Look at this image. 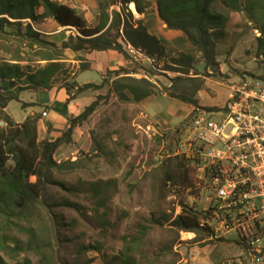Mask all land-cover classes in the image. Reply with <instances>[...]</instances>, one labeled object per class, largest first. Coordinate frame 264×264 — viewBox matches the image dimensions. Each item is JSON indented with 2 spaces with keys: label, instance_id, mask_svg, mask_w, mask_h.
I'll list each match as a JSON object with an SVG mask.
<instances>
[{
  "label": "rangeland",
  "instance_id": "374dc122",
  "mask_svg": "<svg viewBox=\"0 0 264 264\" xmlns=\"http://www.w3.org/2000/svg\"><path fill=\"white\" fill-rule=\"evenodd\" d=\"M57 1L74 6L81 15L92 14L85 0ZM242 2L239 1L238 11L226 8L221 0L212 6L215 13L222 14L226 10L240 15L227 40L216 46L218 61L229 66L226 74L219 69L216 72L206 69L200 53L182 36L175 42L176 50L168 49L164 62L153 67L130 54L133 63L126 69L130 72L128 76L137 79L146 76L159 89L169 87L172 79L182 75L175 72L173 61L188 53L194 56V64L187 76L205 80V90L210 94L211 91L222 93L224 90L219 85L224 83L230 91L232 82L250 75L264 80V54L256 41L260 33L249 23L240 6ZM94 3L96 8L97 3ZM81 4H85L88 12L81 10ZM126 8L135 21L139 20L141 14L136 16L130 11V5ZM115 9L120 11L119 6ZM6 31L9 36L0 41V57H19L31 62L32 71L37 68L35 62L48 50H38L36 45L30 49L26 39L14 37L15 26H8ZM23 31L21 28V33ZM69 70L70 66L66 72ZM220 79L230 81L218 82ZM113 80L114 77L97 91L90 90L92 102L97 105L82 123L90 132V146L84 147L81 156L68 155L67 160L55 156L61 168L52 170L50 179L61 186L48 185L41 203L28 218L8 222L0 219L5 228L2 234L7 239L6 250L0 248V257L6 264H16L24 258H28L30 264H120L126 254L132 257V264H182L189 259L188 263L192 264H204L205 260L215 264L224 262L230 256H224L225 247L220 242L204 241L208 234L206 229L192 235L171 226L181 214L182 206L196 212L200 209L198 193L165 184L167 170L183 160L187 162L177 154L187 120L171 128H157L153 123L155 133L145 120L137 118L144 112L132 108L131 100L119 99ZM67 83L73 85L71 81ZM124 93L131 97L128 92ZM158 101L159 105L149 109L148 114L168 113L173 109L177 112L174 101L168 97ZM41 110L39 106L35 109L38 114ZM8 114L22 122L29 110L12 101ZM0 127H4L2 121ZM185 164L194 173L195 185L196 172ZM67 202L74 206H68ZM14 240L22 248L20 252L14 249Z\"/></svg>",
  "mask_w": 264,
  "mask_h": 264
},
{
  "label": "trees",
  "instance_id": "16d2710c",
  "mask_svg": "<svg viewBox=\"0 0 264 264\" xmlns=\"http://www.w3.org/2000/svg\"><path fill=\"white\" fill-rule=\"evenodd\" d=\"M94 1L97 3L99 17L97 25L92 27L75 10L56 0H0V41L2 37L9 36L6 31L7 27L15 26L17 33L14 37L26 39L30 49L36 45L38 50H48L40 55L41 60L46 61L47 64L34 71L30 67L24 69L18 64L4 63L0 66V121L4 124V127H0V219L5 222L28 218L41 203L40 199L48 185L61 186L60 183H54L50 179L52 170L61 168L54 156L62 144L71 143L74 128L88 120L95 111L97 103L92 102L80 115L69 118L67 130L62 137L53 142L38 140L39 117L29 116L23 123L16 124L4 112L7 105L11 101H18V94L25 87L50 88V78L61 66L54 61L60 60L63 57V51L67 48L74 52L114 50L128 62L133 63V58L128 52V47H131L144 58L152 60L151 67L164 62L166 52L160 40L149 34L142 21H135L126 8L127 5L133 3L138 12L144 14L146 8L149 7L145 0ZM216 1H156L158 19L169 30L181 32L187 44L200 53V60L205 68L214 72L219 69L216 46L227 36V18L212 11V5ZM221 1L226 8L232 11H238L239 1H243L240 6L249 23L254 26V30L260 33L256 41L258 49L264 54V0ZM116 6L120 7V11L115 9ZM39 8H43L41 15L36 13ZM9 18L12 21H9ZM46 18H51L59 27L74 29L78 33L76 43H73L74 39L70 38L68 43L57 47L42 39L30 24L23 27L24 20L33 23ZM21 28L24 30L23 33H21ZM113 33L114 37L111 36ZM15 61L19 62L17 59ZM173 62L172 64L177 69L175 72L182 75L172 79L169 87L159 89L146 76L137 79L128 76L130 75L128 70L119 69L106 73V79L104 78L98 85L87 84L78 87L76 95L87 90L97 91L105 82L114 77L115 91L118 92V97L122 101L131 100L132 103H139L148 97L165 94L170 98L197 107V95L205 89V80L187 76L193 70L194 56L188 53L182 54L178 60ZM87 67L88 64L82 63L80 70H85ZM166 68L169 70V67ZM74 87L75 85H66L65 89L69 92ZM124 91L128 92L131 97L129 98ZM25 106L22 105L23 108ZM185 163L187 162L183 160L179 165L167 170L165 184L170 183L172 186L185 188V190L193 187L194 173L191 169H187ZM68 164L71 166L74 163ZM66 204L74 206L72 203L67 202ZM200 216L201 213L182 206L181 214L171 222V226L190 234H198L204 231L199 226ZM2 224L0 223V248L6 250L7 239L2 234L5 229ZM13 244L14 249L19 252L22 250L16 240ZM120 262V264H132L133 259L126 254ZM0 264H6L1 257ZM16 264H30V260L24 258Z\"/></svg>",
  "mask_w": 264,
  "mask_h": 264
},
{
  "label": "built area",
  "instance_id": "2783aa9c",
  "mask_svg": "<svg viewBox=\"0 0 264 264\" xmlns=\"http://www.w3.org/2000/svg\"><path fill=\"white\" fill-rule=\"evenodd\" d=\"M128 52L153 63L131 47ZM230 86L221 112L193 108L177 154L196 172L187 191L205 200L199 226L207 240L234 234L246 245L249 264H264V80L250 75ZM140 118L157 133L147 116Z\"/></svg>",
  "mask_w": 264,
  "mask_h": 264
},
{
  "label": "crops",
  "instance_id": "0c3cea01",
  "mask_svg": "<svg viewBox=\"0 0 264 264\" xmlns=\"http://www.w3.org/2000/svg\"><path fill=\"white\" fill-rule=\"evenodd\" d=\"M77 1V0H75ZM146 3L149 4V7L146 8L144 14L140 15L139 21H142L143 25L147 28L149 34L155 36L165 48V52L170 50H176V43L182 39L183 34L179 31L169 30L165 24H163L159 19L156 11V1L157 0H145ZM88 8L91 11V15L87 13L81 15L76 11L78 15H81L84 20L88 23L89 26H96L98 23V11L97 7L94 6L93 0H85ZM67 5V2L63 3ZM130 5V4H129ZM213 6V5H212ZM73 10H75L74 6H69ZM81 10L88 12L85 4H81ZM129 7V6H128ZM96 12H95V10ZM83 12V11H82ZM36 13L41 15L43 13V8L37 9ZM223 15L227 18L226 24V32L227 36L224 40H227L230 30L235 28V22L240 20V15L237 13H232L224 10L222 12ZM139 15V14H138ZM8 19V17H7ZM9 21H12L9 18ZM23 27L26 24H29V20H24ZM32 24V25H31ZM32 29L39 33L40 37L47 42H50L57 47H61L64 43H68L70 38H73L74 42H76V37L78 33L72 28L59 27L51 18L39 19L36 22H31ZM76 32V33H75ZM114 35V33L112 34ZM111 35V36H112ZM260 37V36H259ZM258 38V37H257ZM223 40V41H224ZM222 41V42H223ZM176 42V43H175ZM178 50V49H177ZM133 56V55H132ZM133 58L137 61L147 62L144 59H138V56H133ZM19 60V62L15 60ZM82 59V60H80ZM219 70L226 74V69H228V64L220 63ZM4 63L9 64H18L25 69V67H30L33 69L34 67L31 65L29 60H24L19 57L12 58L10 57H0V66ZM38 67H44L47 62L44 60H38L35 62ZM54 63H59L61 66L56 70L55 74L50 78L51 87L50 88H28L25 87L18 94V101L21 105H26L23 109H28L29 114L24 118L22 122L15 121L8 114V107L4 109L5 114L16 124H21L25 121V119L29 116L36 115L39 117L38 121V140L39 141H49L53 142L56 139L62 137V135L67 130L69 124V118H75L80 115L83 110L92 103V93L90 90L81 92L76 95V90L78 87H82L87 84H100L102 80L105 78L106 73L115 72L119 69H128V67L132 64L128 62L120 53L114 50H105V51H79L74 52L71 49L67 48L63 51V57L60 60H55ZM88 64V67L85 70H80L81 64ZM70 66V70L66 72V69ZM131 67V66H130ZM34 69V70H35ZM33 70V71H34ZM64 79L63 83L61 82ZM222 80V81H221ZM225 79H220L218 82H224ZM71 81V84L75 85L73 89L69 92L65 89L67 82ZM230 81V80H225ZM236 81V80H235ZM206 84V83H205ZM224 83L221 88L224 90L222 93L215 94L211 91V94L208 93L205 89L207 86L205 85V89L200 91L197 95L198 105L200 109L216 114L222 111L225 106L228 97H229V89L225 86ZM229 85V84H228ZM209 86V85H208ZM224 86V87H223ZM209 90V87H208ZM211 95H213L211 97ZM26 97V100H24ZM161 97H168L165 94L158 96H151L139 103H133L132 108L140 109V112L145 116H147L154 124H156L157 128L159 126H163L166 128H171L175 124L179 122L186 121L194 108V106L183 103L177 99H173L168 97L169 99L174 101V106L177 108V112L175 110H171L168 113H157L150 115L148 114V110L153 108L156 105H159L158 99ZM39 106L42 108L41 113L46 110V117L41 118V113H37L35 111L36 107ZM211 108V109H210ZM217 108V109H215ZM140 115H137L139 119ZM215 119L219 117L214 115ZM136 126V125H134ZM46 138V139H43ZM90 132L87 129H84L83 125L76 126L71 134V143L62 144L55 156L59 159L64 158V160L68 159V155L70 156H81L83 154L84 147L90 146ZM54 156V159L56 157ZM76 159V158H74ZM206 203L203 198L199 200V213L205 208ZM190 234V233H189ZM193 235V234H192ZM195 235V234H194ZM210 241V240H204ZM215 241V240H214ZM220 242L219 244L222 247L224 256L229 255L230 258L226 259L224 262L220 264H249L247 258V247L246 245L240 241V239L234 234H228L220 239L216 240ZM205 259V258H204ZM189 260H183L182 264H192L188 263ZM204 264H215L213 261H203Z\"/></svg>",
  "mask_w": 264,
  "mask_h": 264
},
{
  "label": "bare ground",
  "instance_id": "6f19581e",
  "mask_svg": "<svg viewBox=\"0 0 264 264\" xmlns=\"http://www.w3.org/2000/svg\"><path fill=\"white\" fill-rule=\"evenodd\" d=\"M130 11H132L136 16L138 15L137 11L135 10L134 4H130Z\"/></svg>",
  "mask_w": 264,
  "mask_h": 264
},
{
  "label": "water",
  "instance_id": "95a60500",
  "mask_svg": "<svg viewBox=\"0 0 264 264\" xmlns=\"http://www.w3.org/2000/svg\"><path fill=\"white\" fill-rule=\"evenodd\" d=\"M134 7H135V10L137 11V13H138V14H140V13L138 12V10H137V7H136V5H135V4H134Z\"/></svg>",
  "mask_w": 264,
  "mask_h": 264
}]
</instances>
